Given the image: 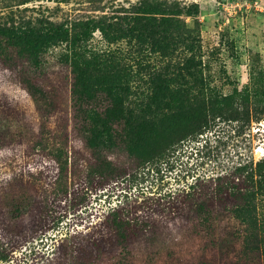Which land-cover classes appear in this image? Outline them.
Segmentation results:
<instances>
[{
	"label": "trees",
	"instance_id": "1",
	"mask_svg": "<svg viewBox=\"0 0 264 264\" xmlns=\"http://www.w3.org/2000/svg\"><path fill=\"white\" fill-rule=\"evenodd\" d=\"M142 4L112 17L65 22L45 16L0 19V66L30 96L39 119L33 130L0 96V147L23 146L47 156L54 168L44 193L71 202L82 185L94 192L110 188L108 198L123 182L141 184L139 177L144 180L182 141L202 135L214 118L237 121L242 129L264 117V91L233 90L210 100L196 26L186 24L177 6ZM184 9L185 16L198 13L196 6ZM95 35L104 47L93 43ZM57 46H63L58 61L69 75L71 129L80 150L69 144L65 130L47 125L53 105L38 77L47 52ZM229 175L232 181L226 175L214 182L196 176L166 192L163 200L185 217L188 235L218 252L237 245L245 261L264 264V158L239 162ZM21 176L13 174L0 191L3 236L32 217L38 205ZM123 197L106 202L98 235L63 237L60 264H132V242H152L156 224L133 209L144 198L135 196L133 204L127 194ZM6 261L0 236V262Z\"/></svg>",
	"mask_w": 264,
	"mask_h": 264
},
{
	"label": "rangeland",
	"instance_id": "2",
	"mask_svg": "<svg viewBox=\"0 0 264 264\" xmlns=\"http://www.w3.org/2000/svg\"><path fill=\"white\" fill-rule=\"evenodd\" d=\"M143 2L152 4V8L177 6L182 9L186 24L196 26L202 74L210 100L233 90L264 91V0H0V19L45 16L51 21L65 22L101 15L112 17L131 12L143 6ZM195 6L197 15L185 16L188 13L184 8ZM92 41L105 45L97 35ZM62 49L63 46H57L47 52V64L38 83L53 105L47 125L65 130L69 144L80 150L81 144L71 129L69 75L58 61ZM0 96L10 107L17 108L19 117L33 130L38 129L39 119L30 96L1 66ZM239 125L237 121L216 117L202 135L182 141L157 169L146 171L144 180L139 177L141 184L131 186L123 182L120 185L123 188L117 187L108 198L110 188L94 192L80 185L74 189L71 202H64L63 195L44 193L52 181L54 168L46 155L32 153L23 146L0 147V191L13 174L22 175L38 201L33 216L24 219L16 231L5 233V237L0 231L8 254V261L0 264H60L58 255L63 237L98 235L102 230L99 217L106 202L122 201L125 194L133 204L135 196L144 198L133 209L149 215L157 232L152 242L134 239L132 264H199L205 260L214 264H254L238 254L237 245L236 248L226 245L218 252L199 236L188 235L185 217L163 200L166 192L196 176H210L214 182L216 176L226 175L227 181H232L229 174L239 162L264 158V117L253 119L242 129ZM148 192L154 196L146 195Z\"/></svg>",
	"mask_w": 264,
	"mask_h": 264
}]
</instances>
